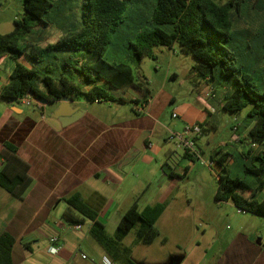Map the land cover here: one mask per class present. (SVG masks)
<instances>
[{"label": "trees", "instance_id": "obj_1", "mask_svg": "<svg viewBox=\"0 0 264 264\" xmlns=\"http://www.w3.org/2000/svg\"><path fill=\"white\" fill-rule=\"evenodd\" d=\"M23 3L22 19L15 20L10 33H0V62L10 59L14 64L8 83L0 89L2 99L123 103L112 92H132L141 98L132 105L144 104L147 109L152 97L148 80L138 78L129 64L111 63L105 57L113 35L132 21L137 27L135 40L129 47L135 60H156V48L174 50L179 45L181 53L197 59L195 73L200 80L209 85L218 80L231 83L222 103L223 111L239 114L250 108L248 117L254 119V124L249 142L264 147V0H229L224 4L215 0H80L76 6L82 17L79 27L69 28L54 43L38 34L54 25L55 11L71 9L69 2L23 0ZM235 35L247 38V52L233 44ZM251 54L252 63L248 62ZM240 58L243 62H239ZM66 70L77 74L81 83L68 77ZM133 111L143 114L134 108ZM198 124L203 134V124ZM251 153L249 150L247 158ZM184 157L191 159L188 152ZM231 157L228 150L220 148L212 158L219 167L216 200L231 202L242 213L264 218V148L251 157L258 164L246 168V173L256 178V184L229 175L227 166ZM164 165L171 169L163 167L169 178H180L175 167L167 162ZM29 171L30 166L18 155V148L5 142L0 150V187L23 200L33 184ZM65 202L63 220L69 225L92 222V239L115 264H137L132 247L124 244L125 239L135 231L134 245L153 244L160 235L157 223L167 207L159 203L140 210L138 198L111 235L99 222V212L79 192L68 196ZM15 244L16 239L10 233L0 236V264H14ZM22 245L26 251L32 250L31 244Z\"/></svg>", "mask_w": 264, "mask_h": 264}, {"label": "crops", "instance_id": "obj_2", "mask_svg": "<svg viewBox=\"0 0 264 264\" xmlns=\"http://www.w3.org/2000/svg\"><path fill=\"white\" fill-rule=\"evenodd\" d=\"M13 67L10 59L0 62V89L8 83ZM168 77L175 80L178 73L170 71ZM126 94L129 99L125 98ZM112 95L124 102L74 101L73 109L82 112V116L69 124L60 119L63 100L44 103L31 97L18 101L0 97V150L5 142L14 144L18 155L30 166L29 174L33 179L23 200L0 187V236L8 232L16 239L14 264H106V259L109 260L103 249L91 243L94 241L90 234L92 222L86 221L79 229H73L63 220L67 209L65 199L79 192L88 205L99 212L98 220L108 233L114 234L123 213L134 203L126 205L125 211L118 214L116 223L108 229L114 212L128 198L121 196V192L130 179H139V175L132 178L131 175L135 171L139 174L140 163L151 165L153 159L146 151L153 148L151 138L158 130L166 132L164 114L176 100L163 86L152 93L145 113L139 115L132 109V113L122 114L119 106L141 98L132 92L125 95L112 92ZM210 97L207 90L203 97L205 103L194 119L189 118V108L184 105L176 107L172 114L178 113V118L186 120V125L201 123L204 127V115L214 114L212 109L215 108L208 101ZM165 138L167 145L157 149V153L162 152L168 159L175 151L168 144L167 135ZM199 142L200 139L198 145ZM176 145L181 149L178 142ZM238 154L244 152L238 151ZM125 168L129 169L128 173ZM175 173L178 175L176 170ZM168 178L163 170L162 182H167ZM241 230L230 238L216 264H264L263 238L254 229L249 234ZM55 237L63 248L59 254L52 255L49 249ZM21 240L31 244L30 252L24 251ZM85 243L92 246L91 253L80 257ZM177 262L174 260L172 264Z\"/></svg>", "mask_w": 264, "mask_h": 264}, {"label": "rangeland", "instance_id": "obj_3", "mask_svg": "<svg viewBox=\"0 0 264 264\" xmlns=\"http://www.w3.org/2000/svg\"><path fill=\"white\" fill-rule=\"evenodd\" d=\"M67 1L71 9L63 12L55 11L52 15L54 25L48 29H42L38 34L40 38L54 43L69 28L79 27L82 17L80 9L76 6L80 0ZM215 1L218 4H224L229 0ZM141 6L146 12L149 11L145 4ZM24 12L23 0H0V33H10L14 29L15 20L22 19ZM136 27L135 23L129 21L114 34L105 57L111 63L129 64L138 78L141 79L140 76H142L148 80L153 95L164 86L167 92L176 97V100L169 105L164 114L166 132L160 129L151 138L153 148L146 151V155L153 159L151 165L140 163L139 174L135 171L131 175V178L139 175V179H130L131 181L126 182L121 196L128 198H123L122 205H119L114 212L115 218H112L113 215L107 224L108 229L116 223V217L125 211L126 205H130L138 198L140 210L147 206L165 203L166 210L157 223L160 235L153 244L134 245L135 231H132L125 239V246L132 247L133 260L137 264H172L174 260H178L177 264H216L230 238L242 231L241 229H244L243 232L247 234L254 229L264 240V219L241 213L232 204L216 200L219 167L212 162V158L216 157V152L220 148L228 150L232 155L227 166L229 175L232 178L240 177L256 184V178L247 174L246 168H252L254 164H258V162L253 163L251 157L258 152L259 148L264 147L249 142V131L254 124V119L248 117L250 108H246L239 114L223 111L222 103L224 97L230 92L231 83L218 80L208 86L196 76L197 59L181 53L179 45H176L174 50L167 47L156 48V60L150 58H145L141 62L135 60L129 45L135 40ZM31 39H35V36ZM247 42V38L242 35L234 36L233 44L241 51H246ZM239 62L243 60L240 58ZM248 62L252 63V54ZM170 71H176L178 78L173 80L168 77ZM64 72L71 79L81 83L77 74L67 70ZM207 90L211 95L208 101H211L215 112L212 116L205 114L203 118L205 131L199 145L196 146L201 160L190 161L184 157V150L177 147V140L169 137L171 132L183 135L185 127L188 126L185 124L186 120L182 117L174 118L172 113L176 112L174 110L176 107L184 105L189 108V118L194 119L201 111L202 103H205L203 97H206ZM118 94L125 95L122 92ZM125 98L129 99V95L126 94ZM133 106L125 103L119 106L120 112L132 113ZM166 135L167 140L170 139L168 144L175 151L168 159L162 152L157 153V149L167 145L165 144ZM240 140L244 142L240 143ZM249 150H252V153L247 158ZM238 151L244 154L239 155ZM165 159L170 166L175 167L180 178L175 180L168 178L167 182H162V168L165 167L167 171H171L169 166L164 165ZM128 170L125 168L126 173ZM186 170L187 174H185ZM91 243L95 248L102 250L95 241ZM91 247L89 243H85L82 253H79L80 257L90 254ZM109 260L111 261L110 258Z\"/></svg>", "mask_w": 264, "mask_h": 264}, {"label": "built area", "instance_id": "obj_4", "mask_svg": "<svg viewBox=\"0 0 264 264\" xmlns=\"http://www.w3.org/2000/svg\"><path fill=\"white\" fill-rule=\"evenodd\" d=\"M134 109L139 113H144L146 111V105L136 104L134 106ZM212 112H215V109H212ZM173 117L177 118L178 115L173 114ZM201 136H202V129L198 123L186 126L184 129L183 135H178L177 133H172V132L170 134L171 139L177 140L180 147L184 150V152H188L193 160H195V159L201 160L199 152L196 149V146H197L198 141L201 138ZM202 163L206 164L204 162H202ZM69 228L79 229L80 225L79 224L69 225ZM51 243H52V245L49 249V252L52 255L59 254L63 248L59 238L58 237L52 238ZM105 263L106 264H114L113 262H111L108 259H106Z\"/></svg>", "mask_w": 264, "mask_h": 264}, {"label": "water", "instance_id": "obj_5", "mask_svg": "<svg viewBox=\"0 0 264 264\" xmlns=\"http://www.w3.org/2000/svg\"><path fill=\"white\" fill-rule=\"evenodd\" d=\"M63 101L65 102L62 106L63 110L60 114V119L64 124L72 123L82 116V112H76V110L73 109L74 101L72 99H63ZM43 102L47 103L46 101Z\"/></svg>", "mask_w": 264, "mask_h": 264}]
</instances>
